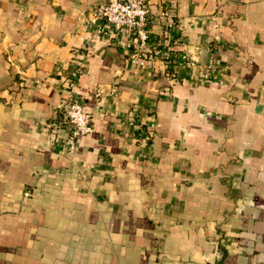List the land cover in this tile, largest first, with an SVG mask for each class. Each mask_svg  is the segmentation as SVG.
<instances>
[{"label":"crops","instance_id":"obj_1","mask_svg":"<svg viewBox=\"0 0 264 264\" xmlns=\"http://www.w3.org/2000/svg\"><path fill=\"white\" fill-rule=\"evenodd\" d=\"M98 1L0 0V264H264V0H148L176 23L149 49L187 60L148 68ZM74 61L98 109L69 152Z\"/></svg>","mask_w":264,"mask_h":264},{"label":"built area","instance_id":"obj_2","mask_svg":"<svg viewBox=\"0 0 264 264\" xmlns=\"http://www.w3.org/2000/svg\"><path fill=\"white\" fill-rule=\"evenodd\" d=\"M151 14L148 0H100L90 12L87 20L94 25V31L99 35L108 37L125 32L128 36L136 39L132 45L127 44L125 46L129 51L128 57L131 61L148 68L150 62L155 59L164 62L163 57L168 54L160 47H152V49L148 47L150 46L149 25ZM152 15L164 32L168 33V30L176 25L171 17V9L165 3L158 4ZM172 59L171 65H175V59L183 61L186 60V56L180 53L177 56L173 55ZM164 64L166 67L169 65H166V62ZM79 72L80 64L76 61L72 62L65 72L59 90L60 98L55 106V113L59 122L69 128L66 139L69 152L74 149V138L76 136L92 132V111L98 109L96 103L93 104L91 110L82 108V100L75 92ZM100 93L101 90L97 87L93 93L95 102L98 101ZM134 128L138 138L143 140L150 138L151 133L148 127H145L142 123L137 122Z\"/></svg>","mask_w":264,"mask_h":264},{"label":"trees","instance_id":"obj_3","mask_svg":"<svg viewBox=\"0 0 264 264\" xmlns=\"http://www.w3.org/2000/svg\"><path fill=\"white\" fill-rule=\"evenodd\" d=\"M173 54H174V52H172V51H168V54H166L164 57H163V60H164V62H166V64H169V65H171L172 64V58H173ZM168 70H170V69H168Z\"/></svg>","mask_w":264,"mask_h":264}]
</instances>
